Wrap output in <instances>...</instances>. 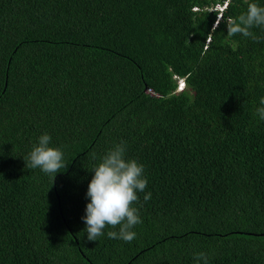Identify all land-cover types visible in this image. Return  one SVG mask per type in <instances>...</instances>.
I'll use <instances>...</instances> for the list:
<instances>
[{"label": "trees", "instance_id": "trees-1", "mask_svg": "<svg viewBox=\"0 0 264 264\" xmlns=\"http://www.w3.org/2000/svg\"><path fill=\"white\" fill-rule=\"evenodd\" d=\"M249 2L0 0V264H264V42L226 26ZM43 134L55 178L23 159ZM121 141L143 223L89 241L92 170Z\"/></svg>", "mask_w": 264, "mask_h": 264}, {"label": "clouds", "instance_id": "clouds-1", "mask_svg": "<svg viewBox=\"0 0 264 264\" xmlns=\"http://www.w3.org/2000/svg\"><path fill=\"white\" fill-rule=\"evenodd\" d=\"M227 5L218 4L222 10ZM229 36L242 35L253 42H264V35H256L253 29H260L264 33V6L256 2L247 4L246 12L231 19L227 24ZM178 86L175 92H183L187 88L186 79L176 76ZM152 95L160 96L152 89H148ZM260 107L256 109L261 120H264V97L260 98ZM51 136L43 134L38 138V144L33 145L32 150L23 158L28 169L39 168L45 174H56L67 165L64 162V153L61 148L50 147ZM92 171L94 175L88 185L86 197V215L82 220L86 224L87 240L97 241L104 235L106 226L118 231H108L109 239H120L125 243H131L137 238L134 227L142 224L143 220L137 207L139 192H144L148 180L144 175V165L136 159H126L125 142L121 141L110 149ZM151 192L144 195V201L151 199ZM142 206V205H141ZM197 261L208 264V256L201 252L196 256Z\"/></svg>", "mask_w": 264, "mask_h": 264}]
</instances>
